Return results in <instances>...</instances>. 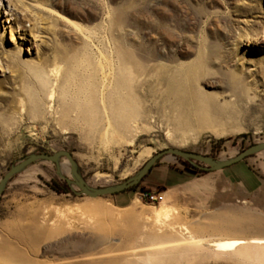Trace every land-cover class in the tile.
Listing matches in <instances>:
<instances>
[{
    "label": "rangeland",
    "instance_id": "obj_1",
    "mask_svg": "<svg viewBox=\"0 0 264 264\" xmlns=\"http://www.w3.org/2000/svg\"><path fill=\"white\" fill-rule=\"evenodd\" d=\"M111 11L115 30L106 34ZM109 55L119 83L109 97L116 133H105L100 96ZM263 143L264 0H0V181L33 155L68 151L85 185L98 191L134 179L168 149L219 163ZM251 157L259 158L252 165L264 176V151ZM184 162L163 157L137 191L101 198L83 193L65 157L29 166L1 197L0 264L105 262L124 254L109 253L117 247L134 251L118 236L130 227L134 205L175 208L177 226L195 233L218 214L264 221V189L238 200L221 182L220 203L200 195V184L168 194L160 184L177 183L173 170H184ZM53 182L72 192H55ZM148 192L163 193L164 202L147 203ZM104 236H110L106 243L90 249ZM79 237L85 247L74 246ZM199 255L186 246L172 258L214 264L211 255L203 263ZM139 256L122 264H146ZM219 261L240 264L238 257Z\"/></svg>",
    "mask_w": 264,
    "mask_h": 264
},
{
    "label": "bare ground",
    "instance_id": "obj_2",
    "mask_svg": "<svg viewBox=\"0 0 264 264\" xmlns=\"http://www.w3.org/2000/svg\"><path fill=\"white\" fill-rule=\"evenodd\" d=\"M112 14V11L109 12L112 20L109 22V28L106 30V34L112 33L115 30L113 26L115 21L112 18ZM107 62L108 64L106 65L102 64L101 71L104 75L100 95L101 106L104 111V119H106L108 125L105 133H116V129L112 124V114L109 113V111H111L110 107H112V103H109V97L113 98L119 92V87H117L119 83L115 80L116 77L113 75L114 71H116L115 56L111 55ZM107 66L109 72H107ZM51 75L58 83L61 77L59 68L55 67L51 70ZM55 94L53 90L51 93V100L54 98ZM99 110H101L100 107ZM73 129L80 130L77 126H74ZM80 131L83 133H93L99 130L95 129L90 131L81 129ZM222 162H224V160ZM177 212L175 208L165 205L161 208L142 211L138 205H134L127 212L128 214L126 217V221L130 224V227L122 232H118V236L123 238L122 242L128 247L135 245V247H137L136 249H140L138 253L136 249H134V251L128 250L132 251V254H130L125 250L126 248L122 249L117 247L110 252H102V254H107L108 252L111 254L115 252L124 253L108 261H92L91 263L71 261L72 263L69 264H122L128 256L137 257L139 255H141L139 257L144 258L142 261L146 264H176L172 257H174L177 252H182L186 246L195 248L200 252L198 259L201 260V263L208 260L209 255H211L210 258H213L214 264H230L219 261L230 257H238L240 264H264V221L259 217H254L249 213L238 216L218 214L216 217L214 216L212 218L214 223L198 228L197 233L199 236H197V233L193 232L194 230L191 231L188 226H184L182 229L177 226L179 217H177V219L174 218ZM110 236H114V233H111ZM110 236H104L95 243L91 242L92 244L89 246L90 249L96 250L99 246L106 243ZM173 236H179L180 238L169 240ZM140 241L142 244L138 245ZM73 244L75 247L80 245L83 247L86 246V243L82 241L80 237L74 239ZM78 253L80 252H75V250H73L71 255H77ZM182 263L183 260L180 264Z\"/></svg>",
    "mask_w": 264,
    "mask_h": 264
},
{
    "label": "water",
    "instance_id": "obj_3",
    "mask_svg": "<svg viewBox=\"0 0 264 264\" xmlns=\"http://www.w3.org/2000/svg\"><path fill=\"white\" fill-rule=\"evenodd\" d=\"M264 151V143L263 144H257L249 147L242 153H240L237 157L233 159L226 160L224 162L215 163L212 162L207 157L201 156L199 154L189 152V151H183L180 149H168L166 151L160 152L152 157V159L145 165L142 172L135 177L134 179L128 180L125 183L114 187V188H105L98 191H92L88 189V187L85 185L82 177L78 173L77 170V163L74 159V156L72 153L68 151H61L59 153H56L54 155L51 154H37L33 155L17 165H15L13 168L9 170V172L4 176V178L0 181V199L3 195L4 189L7 186V184L20 172L28 168L29 166L40 162V161H48L52 163H59L60 159L65 157L70 162L72 167V173L75 175V177L79 180L80 186L83 190V193L88 195L92 198H101L105 196H115L116 194H120L122 192H125L126 190H129L137 185H139L143 179L151 172L152 168L157 164V162L166 156H174L178 157L180 159H183L185 161H195L200 162L202 164L207 165L206 168H208L211 172L215 171H221L224 170L226 167L232 166L234 164L240 163L247 158L258 154L259 152Z\"/></svg>",
    "mask_w": 264,
    "mask_h": 264
},
{
    "label": "crops",
    "instance_id": "obj_4",
    "mask_svg": "<svg viewBox=\"0 0 264 264\" xmlns=\"http://www.w3.org/2000/svg\"><path fill=\"white\" fill-rule=\"evenodd\" d=\"M259 160L251 157L246 161L226 167L224 170L211 172L203 177H194L185 170H173L179 176L177 183L160 184L166 188L170 195L176 190L191 184H200V195L208 196L209 203L225 201L224 189L220 188L219 183H225L232 191V198L238 200L249 199L264 189V176H259L253 168L252 161ZM261 161L264 168V159ZM165 167V166H164ZM121 194L117 195L120 196ZM173 197V196H171Z\"/></svg>",
    "mask_w": 264,
    "mask_h": 264
},
{
    "label": "trees",
    "instance_id": "obj_5",
    "mask_svg": "<svg viewBox=\"0 0 264 264\" xmlns=\"http://www.w3.org/2000/svg\"><path fill=\"white\" fill-rule=\"evenodd\" d=\"M217 144L219 145V149H220L221 148L220 145L224 144V141H220ZM156 165L154 167H156ZM154 167L152 168V170L154 169ZM184 167H185V169H184L185 171H187L188 173L194 175L195 177H203V176L211 173V171L208 168L202 166L200 163L195 162V161H185L184 162ZM152 170H151V172H152ZM148 176L149 175H147L145 177V179ZM145 179L139 185H137V186H135V187H133V188H131L129 190H126L125 192H133V191L135 192V191H137L139 189V187L141 186V184L145 181ZM49 187L52 190H54L55 192L60 193V194H69V193L72 192V188L69 185L61 186L57 182H53L51 185H49ZM125 192H122L120 194H123ZM117 195H119V194H116V196ZM0 201H1V199H0Z\"/></svg>",
    "mask_w": 264,
    "mask_h": 264
},
{
    "label": "built area",
    "instance_id": "obj_6",
    "mask_svg": "<svg viewBox=\"0 0 264 264\" xmlns=\"http://www.w3.org/2000/svg\"><path fill=\"white\" fill-rule=\"evenodd\" d=\"M142 199L150 204H162L165 200L163 193L148 192L143 194Z\"/></svg>",
    "mask_w": 264,
    "mask_h": 264
}]
</instances>
